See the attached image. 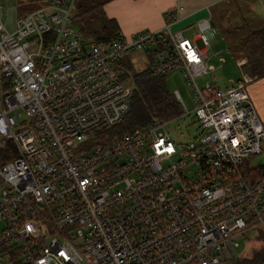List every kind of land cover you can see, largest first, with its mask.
Here are the masks:
<instances>
[{"label":"built area","instance_id":"obj_1","mask_svg":"<svg viewBox=\"0 0 264 264\" xmlns=\"http://www.w3.org/2000/svg\"><path fill=\"white\" fill-rule=\"evenodd\" d=\"M74 1L13 13L9 30L0 4V142L11 146L0 158V264H224L238 238L264 229V162L248 163L264 152L246 92L253 77L199 86L212 68L205 50L169 29L179 3L162 30L98 45L73 28ZM216 32L208 17L198 21L204 48ZM149 44L161 47L152 75L178 68L190 87L196 144L175 147L156 118L120 131L133 86L116 61ZM192 163L205 185L185 177Z\"/></svg>","mask_w":264,"mask_h":264},{"label":"trees","instance_id":"obj_2","mask_svg":"<svg viewBox=\"0 0 264 264\" xmlns=\"http://www.w3.org/2000/svg\"><path fill=\"white\" fill-rule=\"evenodd\" d=\"M110 1L112 0L74 1L71 24L78 36L85 42L106 45L118 38L119 30L115 20L107 18L103 10L105 4ZM20 4L27 10H33L44 4V0H21ZM262 25L257 29L246 27L244 35L235 42L232 48L235 58H246L243 67L246 66L250 74L258 77L264 75V22ZM156 45L160 49V46ZM115 66L120 76L130 77V80L127 78V82L133 86L130 109L123 122L119 124L121 132L145 126L154 118L167 122L182 113L178 101L166 86L164 75L153 76L150 67L134 71L125 56L117 60ZM0 143H4L0 147V158L2 159L8 157V150L11 146L7 141ZM249 232L243 238L247 237L251 246L253 243L260 246L251 247L248 258L225 259L221 257L224 264H264V230L260 234V239L248 237Z\"/></svg>","mask_w":264,"mask_h":264},{"label":"rangeland","instance_id":"obj_3","mask_svg":"<svg viewBox=\"0 0 264 264\" xmlns=\"http://www.w3.org/2000/svg\"><path fill=\"white\" fill-rule=\"evenodd\" d=\"M20 2L21 0H0L1 9L4 13L3 21H5L6 12L10 8H14L15 13L17 14L27 13L32 10L25 9V6L20 4ZM244 2L245 0H227L222 4H217L216 6L211 7L210 11L217 32L214 39L210 41L209 46L206 47V56L208 57L207 63L211 64L214 67V70L196 79L199 86L207 81L217 85L221 89H224L240 79L242 72L245 71V67L238 68L236 66V59L238 60L240 58H235V56L229 52L228 49H231L235 42L244 35L246 27L257 29L261 28L263 25L262 21L251 18L250 14H246V11L243 9ZM228 3L229 5H227ZM262 14H264L263 11ZM196 31L197 29H194V32ZM183 33L185 36H189L187 32L183 31ZM196 45L200 48L203 47L200 40L197 41ZM147 48L150 49L152 46L146 45L145 49ZM125 57L131 64L134 71H140L144 68L150 67L144 49L130 52L125 55ZM219 58L223 60L220 67H218ZM123 76H120V78L122 79ZM127 78L130 80L129 76H127ZM164 80L168 90L172 94H175V92L179 93L186 109L181 116L168 121L166 131L168 132L169 138L175 147L179 144H196L197 138L200 136V129L197 127L191 112L194 104L191 97L190 87L187 85L186 80L178 68L165 73ZM183 110L184 109H182V111ZM180 158H182L181 155H175L171 157L169 161L176 162ZM169 161L166 163H169ZM259 162H264V152L258 156L248 159L249 166H256ZM184 175L189 183L201 185H205L207 183V181L202 178V173L199 172L194 163L188 164L184 167ZM206 177H209V175H206ZM211 178L214 181H218L220 177L213 174L211 175ZM263 230L264 229L259 228L250 231L248 237L260 239V234ZM246 238L247 237L238 238L236 240L237 246L229 252L224 251L223 257H225V259L248 258L250 256L251 247L256 248L260 245L253 243L251 246V243H249Z\"/></svg>","mask_w":264,"mask_h":264},{"label":"crops","instance_id":"obj_4","mask_svg":"<svg viewBox=\"0 0 264 264\" xmlns=\"http://www.w3.org/2000/svg\"><path fill=\"white\" fill-rule=\"evenodd\" d=\"M226 1L227 0H112L105 4L103 10L107 18L115 20L118 26L119 33L122 36L129 38L135 32L141 30H162L165 26V20L167 19L168 13H170L173 8H175L177 3H179L182 5V10L179 13L178 19L171 25H169V29L171 31L181 32L184 37L193 40L196 44L199 39H197V31L194 32V29H197L198 21L208 17L211 23L215 25L210 9L217 4H222ZM243 4V9L246 11V14H250L251 18L262 21L263 24L264 14H262V11L264 13V0H245ZM43 5H41L40 7H42ZM227 5H229V3ZM13 13H15V9ZM183 31L187 32L189 36H185ZM149 45H151L152 48H144V50L148 63L151 64V61L155 54L161 51V47L159 49L156 44ZM232 48L228 49L231 53L233 52ZM200 49L205 50L206 53V48L202 47ZM239 58L244 59L245 64L246 58ZM207 59L208 57L206 56L205 62L212 68L213 71L214 67L211 64L207 63ZM218 61V67H220L223 60L219 58ZM243 65L241 67H243ZM242 73L253 77V80L246 85V92L256 110L259 120L264 123V75L258 77L256 75L250 74L247 71L246 66L245 71ZM239 80L240 79H238L237 81Z\"/></svg>","mask_w":264,"mask_h":264},{"label":"water","instance_id":"obj_5","mask_svg":"<svg viewBox=\"0 0 264 264\" xmlns=\"http://www.w3.org/2000/svg\"><path fill=\"white\" fill-rule=\"evenodd\" d=\"M13 12H14V8H10L6 12L5 26H6V28L8 30L10 29V26H11V23H12V15H13Z\"/></svg>","mask_w":264,"mask_h":264}]
</instances>
